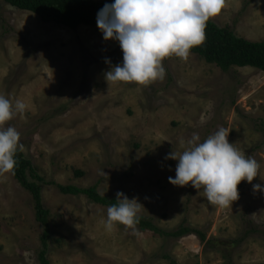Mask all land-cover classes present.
Segmentation results:
<instances>
[{"label": "rangeland", "instance_id": "374dc122", "mask_svg": "<svg viewBox=\"0 0 264 264\" xmlns=\"http://www.w3.org/2000/svg\"><path fill=\"white\" fill-rule=\"evenodd\" d=\"M210 20L241 38L264 41V0H225ZM122 62L119 43L105 41L98 27L47 24L0 0V95L26 105L0 130L16 129L23 145L17 150L47 182L97 185L107 197L123 192L145 208L138 216L162 231L184 225L220 242L249 233L226 253L233 264H264V192L253 190L264 186V73L224 72L189 54L166 58L163 80L107 82L105 74ZM220 127L259 164L252 183L238 185L232 206L212 204L203 188L168 179L177 162L165 157L189 148L193 132L203 142ZM41 187L51 214V264L225 263L221 251H210L195 235L165 237L120 223L109 231L107 207ZM42 234L31 194L11 172L0 174V264H39Z\"/></svg>", "mask_w": 264, "mask_h": 264}, {"label": "clouds", "instance_id": "9594fccd", "mask_svg": "<svg viewBox=\"0 0 264 264\" xmlns=\"http://www.w3.org/2000/svg\"><path fill=\"white\" fill-rule=\"evenodd\" d=\"M224 5L225 0H114L105 4L97 13V27L103 39L118 42L123 53L122 64L105 74L107 82L146 84L163 80V61L171 56L187 58L193 48L202 45L207 22ZM25 108L21 100L13 105L0 95V129ZM228 136L227 129L220 127L200 142L199 134L193 132L189 148L180 154L172 151L165 157L177 162L175 177L170 176L169 183L203 188L208 202L232 206L239 199L238 185L242 181L251 184L258 176L259 164L229 143ZM19 140L14 127L0 130V174L14 170L15 153L23 147ZM253 190L264 192V186L254 184ZM141 207L136 198L130 200L117 192L115 203L107 208L105 228L111 231L115 223H120L135 232Z\"/></svg>", "mask_w": 264, "mask_h": 264}, {"label": "trees", "instance_id": "16d2710c", "mask_svg": "<svg viewBox=\"0 0 264 264\" xmlns=\"http://www.w3.org/2000/svg\"><path fill=\"white\" fill-rule=\"evenodd\" d=\"M6 4L21 11L37 15L44 23H54L70 29H77L81 26L97 27L96 18L98 11L112 1L97 2L94 0H3ZM205 41L202 45L193 48L190 54H196L205 62L214 64L224 72L233 68H254L264 73V41L252 42L239 37L228 27H220L212 20H209L205 28ZM16 166L11 171L19 184L32 196L34 203L36 221L42 225L43 234L41 237L42 249L39 252V264H51L49 245L52 240L50 225V211L45 208L42 195V184L55 186L63 195L87 197L92 203L109 207L115 203V197L103 196L98 191V186L80 188L76 185H60L55 182H47L33 167L23 152L17 150L15 153ZM77 177H82L83 172L77 171ZM135 226L143 232L151 231L162 234L165 237L183 238L188 235H195L201 243L208 245L210 251H221L224 264H233L231 254L226 253L230 247L238 246L248 236L229 242L230 245L220 250V246H226V242L207 239L205 233L197 228L181 225L179 229L167 232L160 230L152 219L139 216V223ZM253 231L250 232V234ZM226 250V251H225ZM229 252V251H228ZM168 259L167 256H165Z\"/></svg>", "mask_w": 264, "mask_h": 264}]
</instances>
